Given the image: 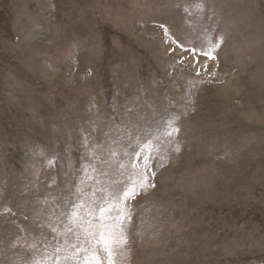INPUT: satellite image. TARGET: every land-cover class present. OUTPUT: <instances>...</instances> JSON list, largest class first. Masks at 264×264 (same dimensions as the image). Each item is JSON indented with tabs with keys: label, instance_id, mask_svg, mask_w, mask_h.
<instances>
[{
	"label": "rangeland",
	"instance_id": "obj_1",
	"mask_svg": "<svg viewBox=\"0 0 264 264\" xmlns=\"http://www.w3.org/2000/svg\"><path fill=\"white\" fill-rule=\"evenodd\" d=\"M0 264H264V0H0Z\"/></svg>",
	"mask_w": 264,
	"mask_h": 264
},
{
	"label": "snow or ice",
	"instance_id": "obj_2",
	"mask_svg": "<svg viewBox=\"0 0 264 264\" xmlns=\"http://www.w3.org/2000/svg\"><path fill=\"white\" fill-rule=\"evenodd\" d=\"M211 58V57H210Z\"/></svg>",
	"mask_w": 264,
	"mask_h": 264
}]
</instances>
